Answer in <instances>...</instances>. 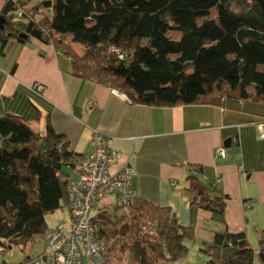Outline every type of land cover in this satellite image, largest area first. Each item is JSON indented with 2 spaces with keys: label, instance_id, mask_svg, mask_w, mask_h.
<instances>
[{
  "label": "trees",
  "instance_id": "16d2710c",
  "mask_svg": "<svg viewBox=\"0 0 264 264\" xmlns=\"http://www.w3.org/2000/svg\"><path fill=\"white\" fill-rule=\"evenodd\" d=\"M47 8L49 15L39 14ZM212 9L214 19L208 17ZM176 11L189 14L170 21L168 14ZM0 17L5 20L0 53L11 39L52 43L71 60L73 75L115 89L134 104L264 100V15L255 0H34L30 8L23 0H6ZM171 30L179 33L178 39L169 37ZM260 122L264 118L256 127ZM85 153L71 148L49 121L43 132H35L19 115L0 116L3 255L11 244L25 246L43 236L45 215L67 206L66 178ZM187 169L182 190L190 204L222 217L226 195L196 176L201 166ZM119 207L129 218V264H192L178 262L188 256L184 241L195 239L193 229L180 225L171 208L134 194ZM93 219L96 235L106 240ZM200 252L205 260L195 264H255L254 259L264 264V228L256 248L243 233L224 229L214 232L210 243L202 242Z\"/></svg>",
  "mask_w": 264,
  "mask_h": 264
},
{
  "label": "crops",
  "instance_id": "0c3cea01",
  "mask_svg": "<svg viewBox=\"0 0 264 264\" xmlns=\"http://www.w3.org/2000/svg\"><path fill=\"white\" fill-rule=\"evenodd\" d=\"M5 1L0 0V9ZM23 1L28 8L34 2ZM50 12L41 9L39 14ZM70 63L52 43L9 40L0 53V116L19 115L35 132H43L49 121L79 153L90 150L94 129L108 135L110 147L124 153L112 169L128 159L135 171L134 196L171 208L180 225L193 229L195 239L184 243L187 257L191 246L197 249V261L186 257L178 263L204 261L202 242L210 243L214 232L224 229L243 233L251 247H257L264 228V139L256 122L264 118V100L226 98L216 105L174 107L134 104L115 89L73 75ZM34 82L44 85L42 94L31 90ZM219 148L225 150L223 157L217 154ZM189 165L201 166L196 176L226 195L222 217L190 204L182 190Z\"/></svg>",
  "mask_w": 264,
  "mask_h": 264
},
{
  "label": "built area",
  "instance_id": "2783aa9c",
  "mask_svg": "<svg viewBox=\"0 0 264 264\" xmlns=\"http://www.w3.org/2000/svg\"><path fill=\"white\" fill-rule=\"evenodd\" d=\"M21 14L18 10L16 17ZM31 90L42 94L44 85L34 82ZM257 130L259 137L264 138V122L257 125ZM217 154L223 157L225 150L219 148ZM123 155L110 147L108 135L93 130L90 150L66 178V222L45 234L43 251L29 258V264H115L108 252V242L96 235L93 218L97 209L114 204V200L125 205L132 199L135 171L128 159L119 168L112 169ZM5 250L0 246V253Z\"/></svg>",
  "mask_w": 264,
  "mask_h": 264
},
{
  "label": "rangeland",
  "instance_id": "374dc122",
  "mask_svg": "<svg viewBox=\"0 0 264 264\" xmlns=\"http://www.w3.org/2000/svg\"><path fill=\"white\" fill-rule=\"evenodd\" d=\"M89 1V0H87ZM189 13L186 11H176L168 14V19L171 21L175 17L187 16ZM210 19L215 18L214 9L210 10ZM201 20L199 19L198 22ZM169 37L172 39H178L179 33L175 30H171L168 33ZM206 37H204V40ZM190 69L187 70L189 72ZM111 199V197H110ZM114 200V197L112 196ZM114 204L115 200H114ZM109 204L104 207L97 209L95 218L98 225L104 229L106 240L109 243V250L114 258L115 264H129L131 256L130 239L128 237V223L129 218L125 210L119 205ZM96 209V208H94ZM94 215V214H93ZM67 217V206H62L58 210L46 214V233L55 229L57 224L65 223ZM43 236H35L28 244L25 246L9 245L10 248L7 249L5 255L0 253V260H5L9 263H14L15 261H22L20 264H27L28 261L26 257L32 256L33 253L39 249H44ZM197 249L194 246L190 247V255L188 260L196 262ZM186 258V259H187ZM255 264H258L256 259H254Z\"/></svg>",
  "mask_w": 264,
  "mask_h": 264
},
{
  "label": "water",
  "instance_id": "95a60500",
  "mask_svg": "<svg viewBox=\"0 0 264 264\" xmlns=\"http://www.w3.org/2000/svg\"><path fill=\"white\" fill-rule=\"evenodd\" d=\"M255 1H257L260 4L261 9H262V13L264 15V0H255ZM4 23H5V20L2 17H0V29H3ZM19 36L25 37V35H19Z\"/></svg>",
  "mask_w": 264,
  "mask_h": 264
}]
</instances>
